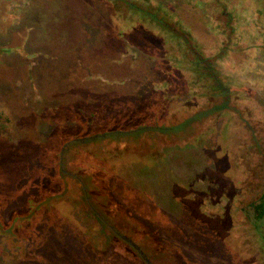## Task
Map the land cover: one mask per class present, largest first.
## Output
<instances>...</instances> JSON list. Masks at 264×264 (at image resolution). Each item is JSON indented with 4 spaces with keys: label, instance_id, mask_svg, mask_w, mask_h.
Masks as SVG:
<instances>
[{
    "label": "rangeland",
    "instance_id": "374dc122",
    "mask_svg": "<svg viewBox=\"0 0 264 264\" xmlns=\"http://www.w3.org/2000/svg\"><path fill=\"white\" fill-rule=\"evenodd\" d=\"M148 1L202 54L231 42L215 63L229 91L183 95L186 69L162 79L167 35L118 32L100 0H0V264H264L249 205L264 191L259 0H226L231 32L184 0ZM154 84L164 108L143 105ZM111 121L157 129L76 142Z\"/></svg>",
    "mask_w": 264,
    "mask_h": 264
},
{
    "label": "trees",
    "instance_id": "16d2710c",
    "mask_svg": "<svg viewBox=\"0 0 264 264\" xmlns=\"http://www.w3.org/2000/svg\"><path fill=\"white\" fill-rule=\"evenodd\" d=\"M103 2L104 6L108 10L109 17L112 20L113 26L118 30V32L123 33L124 31H128L131 22H142L150 28H156L159 32H163L167 35V39L169 38L172 43L171 47L168 48L164 58L160 60L162 65L165 67L163 72L162 78L164 81L171 82L172 78H176L177 74L180 69H186L188 73L189 80H185L183 85V95L190 94V96L199 93V95L203 94L204 92L208 91L210 96L214 95H224L228 90L225 87L221 78L216 74L215 71V63H217L218 59H221L222 56L226 54L227 49L230 47L232 37L229 36L227 41L230 43L224 44L223 42L216 45L214 47V51L212 52L211 56L202 54L199 47H197L194 43L193 35L182 25L176 23H172L171 20L166 18V14L164 13L162 7L158 4L149 3L148 0H100ZM186 4L192 8L198 7L201 11V17L206 20L205 24L210 21V12L213 11L217 13V21L215 22L216 27H219L220 30L224 29L225 31L231 32L233 29L232 23L234 22V16L230 12L229 3L226 0H184ZM251 2L255 5L257 0H251ZM199 5H198V4ZM258 8H254L253 12L259 17H264V0L258 1ZM200 17V18H201ZM126 21V22H125ZM117 32V33H118ZM222 32V31H220ZM223 33V32H222ZM264 49V43L263 47ZM164 50L162 54H164ZM261 58H258L260 61H264V50L260 53ZM209 79V80H208ZM163 80L159 81V84L163 82ZM198 82V83H197ZM188 83V84H187ZM159 84H154V86H150L151 94H154L150 100L145 102L143 105L145 107H160L164 108L169 101V98H165L166 95L162 93L160 89L155 86ZM193 87V88H192ZM212 93V94H211ZM168 97V96H167ZM170 97V96H169ZM147 98L142 100V103L146 101ZM184 103V102H183ZM186 103V102H185ZM124 108V107H123ZM127 107L123 109L122 115L126 116L127 113L125 111ZM224 111H222L223 113ZM106 116L109 115L108 111L105 114ZM123 116V117H124ZM108 118V117H107ZM109 119V118H108ZM110 121V119H109ZM105 123L102 129L97 131H93V133L88 135H80L75 138L77 139V143L79 144H86L87 140L98 139V138H111L126 131L128 132H135V129L141 130L146 129L151 126H140V127H132L127 128L125 130L116 129L115 124H112V121ZM180 123L171 125L169 128H177L179 127ZM165 126H159L158 129H164ZM152 129H157V127H153ZM119 132V133H118ZM116 134V135H115ZM68 140V139H67ZM64 140L63 149H66V146L69 147L70 140ZM72 141L73 138H72ZM82 142V143H80ZM86 142V143H85ZM117 144H123L121 142L116 141ZM114 147V144H113ZM119 150V149H117ZM113 154H115L116 150H112ZM98 157V156H97ZM101 157V156H100ZM103 160V158L101 157ZM97 167L102 169V167ZM31 197L26 198V202L28 203V207L30 208L29 204L31 203ZM249 205L253 210V214L256 218L262 216L264 212V191L259 193L258 198L256 201H250ZM14 214L12 215V218ZM16 218V215H15ZM6 222H4L5 224ZM3 225V224H2ZM4 227V226H3Z\"/></svg>",
    "mask_w": 264,
    "mask_h": 264
},
{
    "label": "water",
    "instance_id": "95a60500",
    "mask_svg": "<svg viewBox=\"0 0 264 264\" xmlns=\"http://www.w3.org/2000/svg\"><path fill=\"white\" fill-rule=\"evenodd\" d=\"M124 239H126L131 245L135 246L134 243L129 239L126 238L125 236H122ZM135 248L137 249V247L135 246ZM138 250V249H137Z\"/></svg>",
    "mask_w": 264,
    "mask_h": 264
}]
</instances>
